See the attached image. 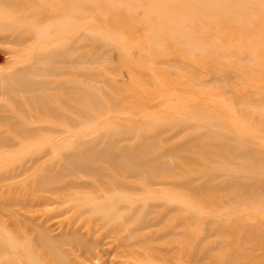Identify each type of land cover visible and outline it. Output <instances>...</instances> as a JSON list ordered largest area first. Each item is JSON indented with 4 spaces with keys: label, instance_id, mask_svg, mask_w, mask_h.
<instances>
[{
    "label": "rangeland",
    "instance_id": "1",
    "mask_svg": "<svg viewBox=\"0 0 264 264\" xmlns=\"http://www.w3.org/2000/svg\"><path fill=\"white\" fill-rule=\"evenodd\" d=\"M100 1L67 50L87 62L0 96V264H264V0ZM23 48L0 42V74ZM192 120L244 141L255 170Z\"/></svg>",
    "mask_w": 264,
    "mask_h": 264
},
{
    "label": "bare ground",
    "instance_id": "2",
    "mask_svg": "<svg viewBox=\"0 0 264 264\" xmlns=\"http://www.w3.org/2000/svg\"><path fill=\"white\" fill-rule=\"evenodd\" d=\"M207 1L214 2V1H219V0H207ZM103 3L104 2H102L100 0H0V42L4 43L6 45L14 46L16 48L24 47L21 50V52L14 51L13 49H8L7 53L15 55L12 57V59H10V60H13L12 65H25L23 68L21 66V68L17 69L16 71L11 70L12 72H10L9 74H6V75H4L2 73L0 74V96L8 95L10 92H20V93H28V92L30 93V92H35V91L38 92V90L42 89L44 86H47V83L41 82V81H34L33 80L34 77H36L38 75H46V74L52 75V76L55 75L56 73L62 74V73H58L61 68L62 69L63 68H70V67H74L77 65H83V63L87 62L85 60V57H73V58L67 59L66 58V57H68L67 50L68 51L69 50H76L79 47V45L84 46V44H82V41L87 40L88 37L90 36L87 33V26L85 23L86 21L84 19H82V15L89 12V11H86V9L84 7L88 5V8L90 10L91 7H89V6L92 5V6H95L96 8L99 9V6L102 5ZM36 5L38 7L41 6L42 8L37 10V9H35ZM102 6H104V7L107 6V3L105 2ZM162 12L163 11H160V12L155 11L154 14L159 15ZM86 19H87V17H86ZM91 31H92L91 34H94L95 36L96 35L102 36V37H100L101 38L100 40H102V41H99V43H96V41L91 43V45H93L94 47L100 46L101 48H104V49L106 48L108 50H112V48H115V46L117 44L120 47H123V49H124V41L123 40L121 41V39H119V37L117 35H115L114 33L100 29V28H92ZM102 34L105 36H103ZM114 37H115V41L113 39ZM73 38L75 40H73ZM31 40H33L32 43L28 44ZM152 44H155V46H158L157 41H152ZM192 47L193 46L189 47L187 49V51L191 50ZM126 48H127V46L125 47L124 50H126ZM120 49H122V48H120ZM63 50H65V51H63ZM28 52L31 53L30 54L31 57L28 58V56H29L28 55L27 60H25V61L21 60L22 59L21 56L23 54H27ZM17 59H19L20 61L17 62L16 61ZM247 59H250V58L248 57ZM244 60H246V59L244 58ZM98 61L99 60H96V61L94 60L95 64H96V62L98 63ZM90 63L92 64V61ZM215 80H216V78L213 76L212 78H210L209 80H207L205 82V86L208 85L209 82L214 83ZM202 86H204V85H202ZM69 94L71 96L73 95V93L71 94L70 92H69ZM74 95L76 96V94H74ZM36 97H39V95H36ZM79 99H80V97H79ZM253 103H255V102L253 101ZM25 108H27V107H25ZM180 120H182V119L180 118ZM188 122H190V121H188ZM183 123L187 124V120L186 121L184 120ZM191 123H193V125L196 124L197 126H194V127H199L202 130V133L205 132L206 135L210 134V132L214 133V135H212V137L214 138V136H215L216 137L215 139L217 140V142L215 144H212V146L216 147L218 150H221V151L226 150L229 152L230 149H229L228 145L226 144V143H228L227 140H229V141H234V143H236L235 145L237 146L238 149H239V147L243 148V149H241V151L237 150L236 152H232V154L235 157L243 159L242 157L244 155H246L244 152L245 149H246L247 157L249 156L250 153H251L250 156H252L254 154V156H256V158L260 157V155H258L256 151L253 152L252 150H249L248 146L245 148L244 147V144H245L244 141L238 140L237 138L232 137V135H228V134L226 135L225 133H220L221 129L219 130L220 131L219 133L215 129L214 130L216 132V134H215V132L213 131L214 124L211 125L209 123H201L200 121H195V120H192ZM214 123H216V125L220 124L218 122H214ZM188 125H189V123H188ZM76 127H77V130L78 129L81 130V128H83L81 123H79ZM88 127L89 126H85L84 128H88ZM220 127H221V125L219 126V128ZM198 132H199V130H198ZM81 133L82 132L72 134L73 139L76 136H79ZM89 133H92V131L91 132L89 131ZM104 134H106V132L105 133L103 132V135ZM206 137H208V136H206ZM97 138H99L98 134L92 135L91 138H88V141L92 142V140L95 141ZM61 143L68 145L69 143H71V139H69V137L65 141H64V139H62L59 142V144H61ZM74 143L78 144L79 140H76ZM86 144L84 143V145H86ZM61 146H63V145H61ZM247 149L249 150V152H247ZM104 150H105V148H104ZM124 153L127 154L126 157L128 160H130V159L136 160L138 158L140 159L144 155V153L142 154V156H140L141 154L138 155L136 150L123 152V155H124ZM56 157H58L57 153L55 154V158ZM59 157H60V155H59ZM101 157H105L108 159L111 158V157L106 156V155H103ZM70 158L71 157H68V159H70ZM248 158L250 161L252 160L251 163L254 160H255L254 162H257V159H255V157H253L251 159H250V157H248ZM261 159H263V158L261 157ZM71 160L74 163H77L78 161H80L79 159H76V158H73ZM140 162H141V164L150 163L149 161H144V159H142ZM252 164H253L252 166L254 168V163H252ZM243 166L245 169H243V168L242 169L245 172H247V170L252 171V170H249V166L251 167V164H249L248 167L246 165H243ZM254 170H255V168H254ZM240 171H241V169H240ZM235 172L236 171H234V170L229 171V169L226 168V170L223 169V171H221L219 173L220 174L223 173L224 175L225 174L228 175V177L230 176V177L234 178V182L236 183V186H237V184H239V186L241 185L242 187H244V189H246L248 191H250V190L253 191L255 187H253L254 184H253L252 180L249 181V179H250L249 178L248 180L243 181L242 179H240L238 181L236 178V181H235V177L233 176L236 174ZM254 172L257 173L256 171H253L251 174H253ZM238 173H240V172H238ZM242 174L246 178V176L249 175L250 172L247 175H245L246 173L242 172L240 174V176H242ZM251 174H250V176H251ZM247 178H248V176H247ZM228 180L232 181V179H228ZM240 190H242V188ZM258 190H261V189H258ZM256 195L257 194H255V196ZM255 198L256 197H254L252 195V196H250L249 201H251V199L254 200ZM257 198H256V200H257ZM259 198H260V196H259ZM254 202H256V201L254 200ZM263 202L264 201H262L261 203L259 202L260 205ZM184 204H183V206H184ZM257 205H258V203H257ZM93 207L94 206L92 203L91 208H93ZM93 209H91V210L93 211ZM95 209H96V206H95ZM98 209H99V211H101L103 208H101V209L98 208ZM255 209H256V207H255ZM260 210L263 212L264 209L263 210L260 209ZM101 212H103V211H101ZM226 222H228V221H226Z\"/></svg>",
    "mask_w": 264,
    "mask_h": 264
}]
</instances>
